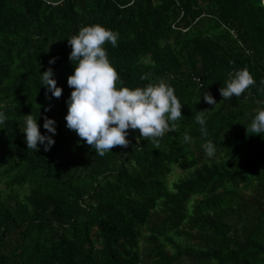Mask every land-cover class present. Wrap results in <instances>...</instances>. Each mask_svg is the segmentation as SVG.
Instances as JSON below:
<instances>
[{"label": "trees", "instance_id": "16d2710c", "mask_svg": "<svg viewBox=\"0 0 264 264\" xmlns=\"http://www.w3.org/2000/svg\"><path fill=\"white\" fill-rule=\"evenodd\" d=\"M94 23L119 33L117 46L105 44L118 87L174 88L185 104L176 130L153 142L129 129L127 147L100 156L66 126L67 38ZM48 67L59 98L42 86ZM244 67L256 84L223 99ZM259 108L263 0H0V264H264V135L246 126ZM29 113L42 132L55 118L50 150L28 149ZM178 164L187 173L170 182Z\"/></svg>", "mask_w": 264, "mask_h": 264}, {"label": "clouds", "instance_id": "9594fccd", "mask_svg": "<svg viewBox=\"0 0 264 264\" xmlns=\"http://www.w3.org/2000/svg\"><path fill=\"white\" fill-rule=\"evenodd\" d=\"M118 39V32L101 23L82 26L76 34L67 38L71 46L69 60L75 69L68 77V85L73 90L66 101V126L100 156L113 151L114 146L127 147L130 143L129 129L139 130L138 139L142 137L157 142V138L166 131L176 130L175 127L170 128V122L182 117L185 105L178 99L174 88L163 79L143 86L118 87L120 76L105 48L106 43L117 46ZM55 59L51 58L49 63H54ZM40 78L42 86H46L49 99L62 95L63 86L58 85L52 67L40 71ZM141 79L147 80L148 76L144 75ZM254 84L256 80L253 74L244 67L230 73L226 86H222L219 91L223 99H230L233 96L240 97ZM203 99L211 105L216 106L218 103L208 91H204ZM200 111L196 121L201 126V132L207 135L204 110ZM6 120V113L0 111V124ZM246 126L248 133L264 135V108L257 109L250 125ZM20 128L26 134L28 149L39 152L43 145L44 150L48 151L55 144L57 127L53 117L44 119L43 128L46 132L41 131L39 119L30 113ZM191 139L189 134H184V142H190ZM203 147L209 157L214 156L216 148L212 142L205 143Z\"/></svg>", "mask_w": 264, "mask_h": 264}, {"label": "rangeland", "instance_id": "374dc122", "mask_svg": "<svg viewBox=\"0 0 264 264\" xmlns=\"http://www.w3.org/2000/svg\"><path fill=\"white\" fill-rule=\"evenodd\" d=\"M187 173L186 168H184L182 165L178 164L175 166V169L173 173L170 176V182H172L175 179H178L181 176H184ZM4 184L2 181H0V189H4Z\"/></svg>", "mask_w": 264, "mask_h": 264}, {"label": "built area", "instance_id": "2783aa9c", "mask_svg": "<svg viewBox=\"0 0 264 264\" xmlns=\"http://www.w3.org/2000/svg\"><path fill=\"white\" fill-rule=\"evenodd\" d=\"M232 33H234V31L232 30Z\"/></svg>", "mask_w": 264, "mask_h": 264}, {"label": "water", "instance_id": "95a60500", "mask_svg": "<svg viewBox=\"0 0 264 264\" xmlns=\"http://www.w3.org/2000/svg\"><path fill=\"white\" fill-rule=\"evenodd\" d=\"M263 4H264V0H263Z\"/></svg>", "mask_w": 264, "mask_h": 264}]
</instances>
